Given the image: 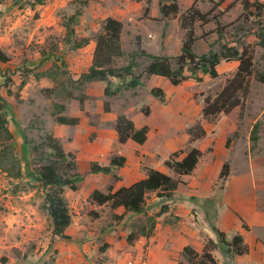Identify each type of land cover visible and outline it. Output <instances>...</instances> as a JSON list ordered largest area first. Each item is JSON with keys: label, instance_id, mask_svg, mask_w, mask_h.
<instances>
[{"label": "rangeland", "instance_id": "374dc122", "mask_svg": "<svg viewBox=\"0 0 264 264\" xmlns=\"http://www.w3.org/2000/svg\"><path fill=\"white\" fill-rule=\"evenodd\" d=\"M54 1L55 0H53V2ZM74 1L76 0H57L59 3H67V8L69 6L75 7V4H73ZM88 1H92L95 5L100 2V0ZM118 1H121L123 5L118 3ZM118 1L111 0L109 5L111 13L122 17L125 15V18H132L140 23L141 21H144V18L141 19L137 16L138 11L141 9V13H143L144 9L147 7L149 12L150 7H153V4L155 7L156 4V0ZM176 1L179 5V12L174 18H161L160 20H154L157 21V26L152 23H145L148 30H151L148 34L147 31L140 26L136 28L134 27L132 32L139 29L144 37H146V35L149 37L150 34L152 35V38L158 36L161 38L162 36L160 37V34L162 35L163 32L164 36L165 34L169 36L165 51H158V48L161 49L158 44L156 45L154 41L148 42L146 40L144 49L147 53L153 55H165L171 58L179 53V43L183 38V31L180 29L179 18L181 15L185 14L188 8H190L193 0ZM199 1L204 3L201 11L203 13L208 12L210 10L209 8L208 10L203 9H206L207 6L205 5L210 7V3L206 0H195V6H198L196 2L199 3ZM4 2L7 6L9 3H11L12 6L4 7L6 5H3L1 7L3 16L0 17V52L8 58V62H0V94L7 105V114L10 120L7 126L9 128L11 127L10 132L13 133V148L18 158L21 160L23 177L21 179L8 178L4 173L0 172V197L4 196L2 199L3 201H0V215L2 214L5 220L12 221L10 222L11 226L8 228V231L6 233L5 231L2 232L6 238L5 240H7V246L9 245V248L4 250L6 254L2 258L5 261H2L0 264H16V262L22 258L27 259L29 257L32 259L39 257L44 259L43 264H51L55 259V254L53 253L52 247L53 240H51L49 246L46 247L47 241L49 240H47L49 227L46 228L45 226L46 230L45 228L38 230V228L33 226L35 221L32 219L27 220V218L30 217V215L32 218L33 214L31 213L34 207L41 214L46 216L41 210L44 190L34 178V174L36 169L44 164V162L42 163L39 159L40 155H46L48 151L41 144L44 132L39 126L35 125H38L39 119H47L49 116H52V113H59L54 104L55 101H57V104L62 101L61 96L63 93H61L60 90H58L59 92L56 91L58 93V99H56L51 98L49 93L43 95L38 94L37 92L39 90L36 91L34 90L35 88L29 87L25 90L19 88V86L22 83L25 84V78L35 70V68L32 67L36 65L39 66L42 61L46 60V56H50L51 54H59L58 62H60V66L62 68H67L68 65L64 58L66 51L68 50L66 47H63L64 37L58 35L57 31L44 34L43 29H41V34L34 33V24L31 20L32 16L24 13V10H26L24 6L26 4H31L30 0H4L2 3ZM119 7L123 10L122 12L119 11ZM60 11L61 10L57 11L56 18L59 19L58 25L63 27V15L59 14ZM219 11L220 10H216L213 15L218 14ZM240 15L241 14H234L233 11L230 15L231 18L228 19L222 17L224 23L221 25L227 26L226 32L235 40V43L230 44L231 47H236L238 50H241L243 46L251 45L250 49H252L253 52V69L252 75L249 78V92L247 96L242 99V105L234 109L227 116L218 115L215 118L205 119L206 121L203 122L207 131L211 132L206 138V132L203 130L205 134L198 140L201 142L199 145L206 149L205 154L212 152L213 149L217 147L218 150L215 157H212L211 155L203 157L196 176L198 182H200V174L205 165L208 164L213 167L216 165L218 166L219 163L226 158L225 151L227 149L226 143L228 141L229 150L227 152L229 161L227 163L229 165V176L223 182L217 178L212 187L214 192L213 195L218 196L219 199L221 198L226 187V182L230 177L231 184L239 181V179L243 180L242 188L244 189L239 193L243 195V198L245 199L244 201H236L239 200L235 198L237 192H229L228 189L227 193L229 197L236 199L233 203L234 206H242L241 213H243L246 218V220L240 218L238 227L239 232L232 233H238L247 246L248 244L244 239H246L247 242H252L257 239L256 242H261L264 246V225L260 226L261 220L259 223L253 224L251 219V216L256 214L258 209L260 212V214L258 213V217L261 215V217H264V83L257 80V76L260 73H264V47L257 45L258 40L254 35H245L246 32L255 33L257 26L253 25L251 17L248 16L245 18L242 17L236 21ZM60 19H62V21H60ZM76 21L77 22L74 26L77 25V27H79L78 18ZM215 27L213 21L205 25L200 24L198 21L195 23L194 33L196 41L193 45V52L196 55L200 56L206 54L209 50L216 53L220 52L222 41L217 39ZM81 30L87 33L88 42L90 39L95 41V38L102 32V25L97 33L88 32V29L84 26H81ZM250 36H254L255 38ZM79 39L80 38L75 37L73 40ZM129 39L130 36L123 35L121 45L122 50L125 52V57L115 62L114 66L117 68L127 64V55L133 49V46L129 43ZM148 63L149 60L147 58H139L137 60L136 68L133 71L134 74H142L144 67ZM172 67L174 69L176 68L174 61H172ZM236 68L237 63L235 62H220L216 68V78L212 79L207 75L198 74L200 80L189 78L177 87H172L167 80L160 79L162 82H160L161 84L159 88L161 87L162 89L163 87V91L167 93V99L160 103L162 106L160 107V111L156 105L158 99L152 97L149 93V85L152 84V87L155 88L159 81L155 77H151L152 79L149 80L150 77L144 74L141 76V87L123 90L120 95L116 97L105 98L103 101V108L104 103H108L114 116L121 114L125 115V112H130L132 114L138 112L143 113L144 110L149 109V106H151L152 115H154L153 123L155 126H158L159 129H162L160 131H153L154 129H152L151 132L153 131L156 136L151 135L149 140L143 145H140L141 148L136 155L138 165L137 163H134L133 168L128 170L129 173H134V171L139 173L137 178H133L134 182L146 177V168H152L154 170L159 168L168 173L170 177L180 180L178 176H175L171 170L164 166V161L171 158V155L175 152H181L182 154L180 157H182L184 153H187L190 149L194 148L193 143L195 140L192 139L190 130L196 125L203 129L199 121L194 123L189 130V144L186 145L185 149L179 150L184 143V131L181 127L182 122L185 121L181 120V117L183 118L187 112L192 116H187L186 118L188 120L191 121L192 119H198V115L203 107V97L206 95L213 97L219 92L225 85L226 80L233 77ZM62 72L64 73V70ZM186 75H189V73L186 72ZM7 79L10 81H7ZM113 83V86H115L119 84V81L113 79ZM84 85L85 83L79 80L77 82H71V88L67 91L69 95V97L67 95V98H70V100L74 99L76 102L75 104H77L80 99L86 98ZM102 85L105 86V83H102ZM93 91L98 92L99 90L93 89ZM149 97L153 98L156 102L148 101ZM45 99H53L54 104L52 101L51 105L48 106V102H46ZM26 101H30L31 106H28L29 104L27 105ZM90 107L91 109L94 107V99H92ZM70 108L76 110V105H73ZM160 113H165V115L169 114L171 117V121L169 120L168 125L164 129L162 128V122L163 120H166L167 117L162 118ZM133 117L135 118L137 115L135 114ZM92 119L93 121L96 120L95 117ZM141 122L145 121L141 119ZM255 125L257 126L254 135L255 140H252V131ZM92 137L93 135H91L90 142H92ZM26 140L29 141V146L26 145ZM218 143H220V147ZM35 144L39 145V149L36 153H33L29 148ZM109 146L113 151H126L128 157H135L133 150L129 148L122 147L121 149H118L116 145ZM73 155L75 156L77 169L72 174H70L71 172H67V174L81 176L86 174L89 169V163L93 161L84 159L78 160L77 156L82 157L83 155H80V153ZM118 171L119 169L116 170L115 173L117 174ZM29 174H31V176H29ZM88 177L89 176L82 177L81 182L77 184L76 191L68 190L63 196L67 205H72L70 206V209L75 217V230L81 229V226H84V229L88 232L86 235V242L91 251H96L99 254L106 247L110 246L108 244V242H110L114 245L113 247L116 248V251L119 250L121 254H125L131 251L130 246L137 239L140 240L139 237H142L144 241L152 236L156 224V218L160 216L164 208L163 206L158 207V204L162 201L158 195L160 192L147 194L145 199V215H118L109 204L97 206L93 204L89 198L91 193L94 190H97L96 187H98V191H101L102 193H107L110 186H112L114 191L117 181L113 178L112 180L109 178V180H107L108 182L95 180L94 184L96 187L92 189L90 185H86L87 183H90V178ZM236 188L237 185L235 191ZM252 195H254V198ZM196 197L198 196H192L189 200L194 204L199 205L202 208V210L200 209L201 212L203 211L204 213H207L212 207V202L214 200L213 197ZM250 197L253 201L255 200L256 206L254 209L252 208V203L250 205V202H252L250 201ZM192 211L194 212V209H192ZM119 216H123V218L118 219L117 217ZM22 217L26 220L24 221ZM171 218L172 220L170 217L167 218L169 222L174 219L175 221L178 220L177 217H172V215ZM165 223H167L166 220H164V224ZM152 225H154L153 228ZM233 226L237 225L234 224ZM142 231L147 236L141 234ZM232 233H229V235ZM130 234H135V239L131 243H128L126 237ZM242 235L245 238H243ZM71 240L72 239L70 238V240L66 241ZM223 249L224 247L220 246L214 252V256L218 261H223L225 258L229 259V257L224 255ZM42 251H44V253L40 255ZM99 262H101L99 264H102V260ZM256 263L264 264L263 255L259 256L257 251L254 252V255L252 256V264Z\"/></svg>", "mask_w": 264, "mask_h": 264}, {"label": "crops", "instance_id": "0c3cea01", "mask_svg": "<svg viewBox=\"0 0 264 264\" xmlns=\"http://www.w3.org/2000/svg\"><path fill=\"white\" fill-rule=\"evenodd\" d=\"M56 1V2H55ZM44 0L43 4L37 5L34 4L32 7L28 6L27 4L24 6L26 10H24L26 14H30L31 20L34 24V33H40L41 29H43V33H51L54 31H57V34L64 37L65 36V29L64 27H61L58 25L59 19L56 18L57 11H60V15H63L64 11L67 10V3H59L57 0ZM114 1V0H112ZM118 1V0H117ZM209 2V0H206ZM216 1V0H213ZM253 1V0H251ZM261 3L264 2V0H257ZM111 0H100L98 4L92 3V1H88V5L83 8L81 15L78 17V23L79 27L74 26V32L75 37L78 38H87L88 35L86 32L81 30V26H84L86 29H88V32L97 33L99 32L101 25L103 21L106 18H113L119 22L122 23V32L120 36V43L122 44V38L123 35L130 36L129 43L133 46L132 51H134L135 46V38L139 37L141 42V48L143 50L145 47L146 40L148 42L154 41L156 45L160 46L161 49L158 47V51L164 50L167 46L169 36L165 34V36L162 38L161 34L160 37H154L152 38V35L149 34L144 37L139 29H136L135 32H132L134 27L140 26L141 28L145 29L147 31V34L151 32V30H148V28L145 26V23H152L155 26H157L156 22L154 20H160L161 15L158 13V0H156V4L154 7H150L149 12L147 14V18H144V21L141 23L137 20H133L132 18H125V15L122 17L120 15H115L114 13H111V8L109 7ZM193 2V1H192ZM5 3V2H4ZM0 4V17L2 15V9L1 7L3 5H6V3ZM118 3L122 4L121 1H118ZM210 3V7L207 6L206 9H211L212 3ZM192 4V3H191ZM198 6H195L200 12L202 9V3L201 1L196 2ZM206 4V3H205ZM233 4L232 8L226 11V8ZM11 3L8 4V6L4 7H11ZM119 11H123L121 7H119ZM218 10L225 11L223 15L221 16L220 22L224 23L223 18H231V14L234 11V14L239 15L242 13V7L240 5V2H235V0H225L219 7ZM143 13H141V9L138 11L137 16L139 18L142 17ZM60 18V17H59ZM62 21V19H60ZM226 23V21H225ZM52 29V30H51ZM62 33V35H61ZM128 33V34H127ZM255 38L254 36H250ZM63 47H66L68 51H66L64 60L66 61L68 67L62 68L60 66V62H58V56L59 54H51L50 56H46V60L42 61L41 64L38 66H34L32 68H35L33 72L28 74V76L25 78V84L23 85V89L27 90L29 87L35 88L34 90L38 91V94H45L49 93V96L51 98L58 99V90H60L63 95L61 96V100L59 104H57V101H54L53 99H45L46 102H48V106L51 105V102L53 101V104L55 107H57L59 115L65 116V117H74L79 119V123L76 126H65V125H57L54 121V118L52 116H49L47 119H39L38 125L39 128L42 129L43 132L50 133L53 135L54 138L58 139L60 141V144L65 151V153H72V154H83L82 157L77 156L78 160L84 159L88 161H93L98 163L101 166H108L110 162V158L113 155L124 157L126 159V165L123 168H120L117 172L118 176L120 177V180L117 181L115 190L119 189L120 187H128L132 185L134 182L133 178H137L139 173L137 171H134V173H129L128 170H131L133 168L134 163L138 162L136 161V155L138 154L141 146L134 143L131 140H128L125 144H119L117 140V134L115 132V122L117 115L114 116L113 112L110 110V112H104L103 110V101L106 97L103 95V89L104 86L102 85L103 82L100 81H91L87 82L84 85V93L86 98L83 99L82 106H80L79 101L77 104H75V100H70V98H67L68 92L71 88V82H77L78 78L81 74L86 73L88 68L91 65L92 62V55L95 48V41L93 39H90L88 44L84 48H79L76 50H71L69 45L65 44L63 42ZM180 44V43H179ZM122 47V45H121ZM131 51V52H132ZM157 51V52H158ZM130 52V53H131ZM159 53V52H158ZM28 57V56H27ZM31 58V57H29ZM117 60L121 59H116ZM7 63V62H6ZM237 63V62H235ZM238 64V63H237ZM64 70V73L62 72ZM151 80V77H155L158 79V84L156 87L159 88L160 86V79L156 76H149ZM113 82V81H112ZM149 88H153L152 84L149 85ZM161 88V87H160ZM93 89H98V92H94ZM163 90V87H162ZM57 91V92H56ZM67 92V93H66ZM165 93V92H164ZM167 93H165V99H167ZM66 95V96H65ZM69 97V95H68ZM23 98V97H22ZM64 98V99H62ZM25 99V98H24ZM94 99V107L91 109L90 103ZM150 102H156L153 100V98L149 97ZM161 102L157 100V107H160ZM26 104L28 106H31L30 101H26ZM73 105H76V110H73ZM148 105V104H147ZM149 106V105H148ZM149 115L145 116L143 113H130L125 112V116L130 119L133 123L135 128L139 129L141 127H147L148 134H147V140L151 137V135H154L153 131H160L158 126H155L154 121V115H152V108L149 106ZM137 115V117H133V115ZM160 116L162 118L167 117L166 120H163L162 128L164 129L167 125L169 120L171 121V117L169 114L165 115L160 113ZM190 116V113H185L183 118L181 117V120H184L185 122H182L181 129L184 131V143L179 148V150H183L186 148V145L189 144L190 135L189 130L191 126L194 125V123H197L199 121L200 125L202 126L203 130L206 132V138L209 136V133L211 131H207L206 126H204V121H206L200 112L198 115V119H192L191 121L188 120L186 117ZM219 116H225L223 114ZM227 116V115H226ZM93 117L96 118L95 121H93ZM141 119H143L145 122H141ZM179 120V119H178ZM8 118V122H9ZM93 122V123H92ZM11 123V122H10ZM171 126V125H169ZM156 127V128H155ZM9 128V127H8ZM11 128V127H10ZM9 128V130H10ZM154 129L152 132L151 130ZM13 132V130H12ZM15 133V132H14ZM13 134V133H12ZM91 135L92 142H90ZM205 138V139H206ZM204 139V140H205ZM146 140V141H147ZM202 140V141H204ZM208 142V141H207ZM198 140H195L194 148L198 149L201 152V157L192 172L189 176H178L180 178L182 184L178 186V188L174 191L172 197L170 199H162V201L158 204V207L163 206L165 209L161 212L160 216L156 218V224L153 231L152 236H150L148 239L144 240L142 237H139L140 240H136L131 246V251L129 253L121 254L118 251H116V248L113 247L112 243L108 242L110 246L106 247L103 251H101L99 254L98 252H93L88 247L86 238L88 232L84 229V226H81V229L75 230L74 224V216L71 211L72 205L68 206L70 217H71V224L68 226L65 231L64 235L70 237L71 241L62 240L58 237H54L52 235V223L51 220L47 217L41 214L38 210L35 209V207L32 210V218L26 217L27 220L32 219L35 221L33 224L34 227L38 228V230H42L43 228L49 227L48 231V238H47V244L46 247L49 246L50 241L53 240V253L54 261L51 264H99L100 260H102V264H178L180 261H183L182 257V251L183 248L186 246L191 247L195 252L198 254L201 253L204 244L207 239H212L215 241V236L211 231V227H216L220 231L225 232L227 234L232 232H239V222L240 218H243V220H246L243 213H241V207H236L233 205L234 201H244L243 195H241L239 192L244 189L242 188V182L243 180L236 181L234 184H231V177L226 182V187L224 189V192L222 193L221 198L219 199L218 196L213 195V185L215 184L219 172L221 170L222 165L225 162H228V150L226 149L225 155L226 158L222 160L219 165L217 166H209L208 164L204 166V168L201 171L200 174V182H198L197 173L198 169L200 167L201 161L204 156L211 155L212 157H215V154L218 150L217 148H214L212 152L206 153L204 148H202L199 145ZM219 147L221 146L220 143ZM117 146L118 149L129 148L133 150V154L135 157L131 156L128 157V153L126 151H119V150H112V148L109 146ZM109 146V147H108ZM178 150V149H177ZM116 153V154H115ZM227 160V161H226ZM135 168V167H134ZM158 171L165 173L168 175V173L160 170L159 168H156ZM136 170V169H135ZM110 175H104L101 173L98 174H92L89 175L88 178H90V183H87L86 185H90L92 189L96 187L94 184L95 180H103L104 182H108L109 178L112 177ZM143 176V175H142ZM170 176V175H169ZM176 176V175H175ZM229 176V175H228ZM141 178V177H140ZM143 177L142 179H144ZM237 185L236 191L235 187ZM230 186V187H229ZM98 190V187H96ZM229 192H237L235 194V198H231L227 195ZM1 190V186H0ZM114 190V191H115ZM68 191L66 189L64 191V194ZM192 196H198V197H213L212 207L207 211V213L201 212L200 209L202 208L194 204L189 200ZM4 196L0 197V201H3ZM196 197V198H198ZM254 198V195H252ZM250 205L252 203V208L254 209L256 204L255 200L250 197ZM241 203V202H240ZM109 204V203H108ZM110 205V204H109ZM32 208V206H31ZM194 209V212L192 211ZM114 212L118 215L124 214V210L122 208H116L113 209ZM23 211V210H22ZM259 209L258 212L256 211V214L251 216L252 223L257 224L260 221V226L264 225V217H258L259 216ZM172 217H177L178 220L175 221H168V217L170 219ZM4 216L0 215V263L4 260L2 257L5 256V251L9 247L7 246V240H5V236L2 234V232L5 231V233L8 231V228L11 226L10 222L11 220H5L3 218ZM25 221L24 217H22ZM31 220V221H32ZM164 220L167 221V223L164 224ZM187 223V224H186ZM236 224L237 226H233ZM28 227V226H27ZM45 228V230H46ZM243 236V235H242ZM243 238H245L243 236ZM74 240V241H73ZM245 242L249 246V253L243 256H235V257H229V259L225 258L218 263L222 264H241V263H247L252 264V256L254 255V252L257 251L258 255H263L264 257V246L261 244V242H256V240H253L252 242H247L246 239H244ZM44 251H42L41 254H43ZM94 257H93V256ZM124 255V256H123ZM89 260H88V259ZM227 259V260H226ZM44 259H41L39 257L35 258H27V259H21L16 264H43ZM259 264V263H256Z\"/></svg>", "mask_w": 264, "mask_h": 264}, {"label": "trees", "instance_id": "16d2710c", "mask_svg": "<svg viewBox=\"0 0 264 264\" xmlns=\"http://www.w3.org/2000/svg\"><path fill=\"white\" fill-rule=\"evenodd\" d=\"M3 1L0 0V4ZM224 1L209 0L212 3V7L208 12L203 13L195 7V0H193L190 8L179 18L183 38L179 44V53L175 57L171 58L165 55L147 53L141 48L140 38L136 37L134 42L135 49L127 55V64L118 68L114 66L115 60L125 57V52L122 50L120 43L122 23L110 17L106 18L102 23L101 34L95 38L91 65L86 73L80 75L78 80L83 83L91 81L105 83L103 95L108 98L120 95L123 90L141 87L142 74L163 78L172 87H177L189 78L200 80L198 74L207 75L214 79L217 77L216 68L220 62H237L235 74L231 79L226 80L223 88L213 97L209 95L203 97L201 110L204 119L215 118L221 114H230L234 109L242 105V99L249 92V78L253 69V52L250 49L251 45L243 46L241 50L230 46V44L235 43V40L226 32L227 26L221 25L222 23L220 22V17L225 11H219L218 14L213 15ZM43 2L44 0H30L31 4L27 5L32 7L34 4L41 5ZM235 2H240L242 7V13L236 21L248 16L251 17L253 25L257 26L255 33L246 32L245 35H254L258 40L257 45L264 47V2L261 3L257 0H235ZM73 4H75V7L69 6L64 11L62 18L65 29L64 42L70 46L71 50H76L84 48L88 44L87 38L73 40L75 38L74 25L83 8L88 5V0H76ZM232 6L233 4L229 5L226 11L231 9ZM158 11L162 19L174 18L179 12V5L176 0H158ZM147 13L148 8L146 7L142 17L147 18ZM197 21L202 25L211 21L214 22L217 39L222 41L219 53L209 50L206 54L198 56L193 52V45L196 41L194 25ZM162 37H164V32ZM142 57L147 58L149 63L144 67L142 74L135 75L133 71L136 68L137 60ZM172 61L175 63V69L172 67ZM0 62H8V58L2 52H0ZM186 72L189 75H186ZM113 79L118 80L119 84L113 86ZM257 80L264 83V73H260L257 76ZM7 81L10 80L7 79ZM23 85L22 83L19 88H22ZM149 93L160 102H164L165 93L161 88H151ZM82 103L83 99H80V106H82ZM103 110L106 113L110 112L108 103H104ZM59 114L52 113L57 125H78V118L65 117ZM143 114L148 116L149 110H144ZM7 125V105L0 94V172L4 173L8 178L21 179L23 177L21 160L13 148L14 137ZM256 128L257 126L255 125L252 131V140H255ZM114 129L119 144L123 145L128 140H131L138 145H143L147 140V127L135 128L134 123L123 114L117 116ZM190 134L193 140H199L205 133L203 129L196 125L190 130ZM41 144L48 151L46 155H40L39 159L44 164L36 169L34 174V178L44 190L41 210L51 220L52 235L62 240H70V237L64 235L65 229L71 224L68 205L63 196L64 191L66 189L76 191L77 184L81 182L82 177L92 174L110 175L115 181H119L120 177L115 172L126 165V159L113 156L108 166L90 162L86 174L82 176L70 175L77 169L75 156L71 153H65L60 141L50 133L44 132ZM26 145L29 146V141L27 140ZM226 148H229L228 141ZM29 149L36 153L39 145H32ZM181 154V152L173 153L171 158L164 161V166L176 176H189L194 171L202 154L196 148L190 149L182 157H180ZM146 171L147 174L144 179L128 187H120L113 191L112 186H110L107 193L94 190L89 197L91 202L97 206L109 203L112 209L122 208L124 216L128 214L132 216L145 215L147 194L160 192L158 194L159 198L167 200L172 197L174 191L182 184L180 180L174 179L158 170L146 168ZM67 172L71 173L67 174ZM228 175L229 165L225 162L221 167L218 179L223 182ZM117 218L122 219L123 216ZM211 231L216 241L207 239L200 254L189 246L184 247L182 251L183 261L178 264H222L218 263L214 256V252L220 246L224 247L223 253L227 257L232 258L248 254L249 248L238 233L229 235L216 227H211ZM141 234H144L143 231ZM134 239L135 234H130L126 237L128 243H131Z\"/></svg>", "mask_w": 264, "mask_h": 264}]
</instances>
